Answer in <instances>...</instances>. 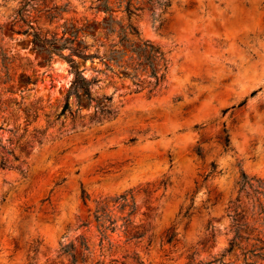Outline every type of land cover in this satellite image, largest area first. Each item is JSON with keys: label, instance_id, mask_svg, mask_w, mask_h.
Wrapping results in <instances>:
<instances>
[{"label": "rangeland", "instance_id": "1", "mask_svg": "<svg viewBox=\"0 0 264 264\" xmlns=\"http://www.w3.org/2000/svg\"><path fill=\"white\" fill-rule=\"evenodd\" d=\"M101 2L0 0V140L19 156L8 162L25 171L0 169V264H71L62 250L69 244L76 264L219 257L241 174L264 183V0H153L152 7L130 0L144 8L131 19L141 39L165 55V82L151 96L130 93L129 79L97 73L103 65L87 61L86 75L100 80L94 96H111L115 115L56 120L72 74L32 43L27 24L57 38L109 14L126 24L128 0H108V13ZM53 6L64 11L49 19ZM248 68L259 75L242 84ZM100 206L116 225L104 238L92 216ZM211 232L213 246L203 250Z\"/></svg>", "mask_w": 264, "mask_h": 264}, {"label": "trees", "instance_id": "2", "mask_svg": "<svg viewBox=\"0 0 264 264\" xmlns=\"http://www.w3.org/2000/svg\"><path fill=\"white\" fill-rule=\"evenodd\" d=\"M47 1V0H44ZM99 7L105 13L111 12L108 6V0H101ZM153 0H146V4L152 7ZM157 4L162 5L159 1ZM144 8H131L130 0L124 9L126 15V24L122 25L116 21L111 14L100 22H92L83 28H76L73 25L67 28L63 36L57 38L55 35L48 37L28 25V30H32V43L38 48L44 50L50 60L53 56L67 62L69 65L72 79L67 88L64 103L61 111L56 115V120L69 117L74 123L76 120H89L101 122L103 119H110L115 115L110 106L111 96L97 97L93 94V86L100 81L97 76L86 75V63L90 61L94 64L95 59L103 65L104 70L93 69L97 73L109 74L119 79H129L132 90L130 93H140L146 90L148 96L154 95L160 89L166 80L167 60L164 53L155 45L140 37L138 27L131 22L132 17L137 16L136 12ZM63 8L53 6L47 10V18L57 17ZM99 29V30H98ZM25 30L24 33H27ZM89 37L92 42L88 43L85 38ZM68 51L64 54L63 51ZM145 74L142 78L140 75ZM75 105V109L72 108ZM92 112L82 113L84 108ZM1 129V128H0ZM0 150L3 155L0 156V169H17L23 177L25 171L19 165H13L8 162L7 157L11 156L13 161H19V156L14 151L6 148L0 140ZM62 183V182H60ZM58 183V185L60 184ZM248 202H242V194ZM79 198L83 205L88 200L82 186L80 187ZM119 199L126 200L124 196ZM45 198L41 203L48 201ZM118 200V199H116ZM217 199L213 205L216 204ZM124 206V205H122ZM27 207L25 211L29 210ZM226 216L230 221L227 233L230 234L228 245L223 254L219 257L213 256L209 261L197 260L195 253L188 256L186 264H229L223 261L225 254H238L241 258L240 264H264V183L255 178H247L241 174L239 180V190L234 200H229L225 208ZM134 211L132 203L131 214ZM92 216L97 223L100 234L104 238L107 230L113 231L116 228L115 220H112L105 214V207H98ZM129 220L124 219L125 227L129 225ZM175 234L170 233L167 236V242L174 240ZM214 233H210L208 240L202 243V249H211L208 245L210 241L214 242ZM81 245H84L82 243ZM63 253L69 255L70 263L76 264V256L73 254L74 245H66Z\"/></svg>", "mask_w": 264, "mask_h": 264}, {"label": "bare ground", "instance_id": "3", "mask_svg": "<svg viewBox=\"0 0 264 264\" xmlns=\"http://www.w3.org/2000/svg\"><path fill=\"white\" fill-rule=\"evenodd\" d=\"M258 75H259V73H258V70L257 69H254V68H248L247 70L244 69L243 72H242V74H241V76H240V78H239V81H241L242 84H246L248 81H250V80L258 77Z\"/></svg>", "mask_w": 264, "mask_h": 264}]
</instances>
